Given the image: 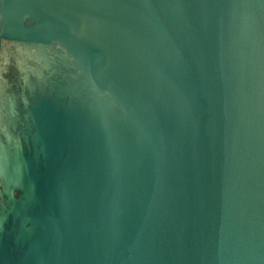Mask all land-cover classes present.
<instances>
[{"label":"water","instance_id":"water-1","mask_svg":"<svg viewBox=\"0 0 264 264\" xmlns=\"http://www.w3.org/2000/svg\"><path fill=\"white\" fill-rule=\"evenodd\" d=\"M0 264H264V0H0Z\"/></svg>","mask_w":264,"mask_h":264}]
</instances>
